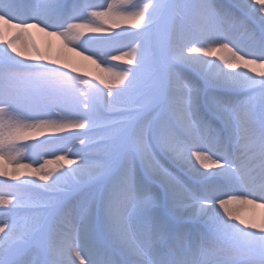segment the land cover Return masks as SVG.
I'll return each instance as SVG.
<instances>
[{
	"label": "snow or ice",
	"instance_id": "6c2138e0",
	"mask_svg": "<svg viewBox=\"0 0 264 264\" xmlns=\"http://www.w3.org/2000/svg\"><path fill=\"white\" fill-rule=\"evenodd\" d=\"M0 178V264H264V0H0Z\"/></svg>",
	"mask_w": 264,
	"mask_h": 264
},
{
	"label": "bare ground",
	"instance_id": "6f19581e",
	"mask_svg": "<svg viewBox=\"0 0 264 264\" xmlns=\"http://www.w3.org/2000/svg\"><path fill=\"white\" fill-rule=\"evenodd\" d=\"M97 2H100V0H97ZM105 27H111V25H106ZM30 31L32 33V38L37 43V45L41 47V49L50 50V54L52 56H58L60 59L65 60L68 63H71L73 66L79 68L80 75L85 76L88 79H94L96 75H103L101 70L104 67L103 65L98 68L91 60H87L84 58V56L78 55V52L82 51V49L73 51L72 46L65 47L58 37L46 36L37 29H31ZM85 55H90V53H85ZM259 70L260 69H258V71ZM37 139H43V137H39ZM26 154L30 155V153ZM21 163H31V160H26L22 157ZM8 167L9 169L11 168V166ZM236 211L239 215H241L242 218L249 220L250 222L260 223V221L264 219V217L255 216L252 211L249 209L247 210V208L243 205H238Z\"/></svg>",
	"mask_w": 264,
	"mask_h": 264
},
{
	"label": "rangeland",
	"instance_id": "374dc122",
	"mask_svg": "<svg viewBox=\"0 0 264 264\" xmlns=\"http://www.w3.org/2000/svg\"><path fill=\"white\" fill-rule=\"evenodd\" d=\"M115 54L117 55L118 53L115 52ZM117 71H119L120 69H116Z\"/></svg>",
	"mask_w": 264,
	"mask_h": 264
}]
</instances>
